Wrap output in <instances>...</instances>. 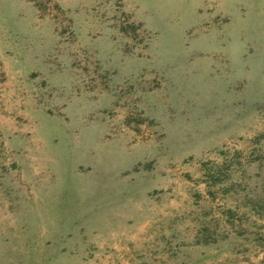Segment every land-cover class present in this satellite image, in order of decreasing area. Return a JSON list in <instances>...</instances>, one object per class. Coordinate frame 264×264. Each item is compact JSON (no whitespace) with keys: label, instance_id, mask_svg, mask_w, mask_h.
I'll return each instance as SVG.
<instances>
[{"label":"rangeland","instance_id":"obj_1","mask_svg":"<svg viewBox=\"0 0 264 264\" xmlns=\"http://www.w3.org/2000/svg\"><path fill=\"white\" fill-rule=\"evenodd\" d=\"M251 206L264 0H0V264H264Z\"/></svg>","mask_w":264,"mask_h":264},{"label":"trees","instance_id":"obj_2","mask_svg":"<svg viewBox=\"0 0 264 264\" xmlns=\"http://www.w3.org/2000/svg\"><path fill=\"white\" fill-rule=\"evenodd\" d=\"M200 165H201V169H200L201 173L199 177L194 180V185L195 187L200 184L203 185L204 190L201 193H206L209 196L213 197L216 195V193H228L229 189L233 187V185H231L232 182L230 184H224V182L228 180L226 176H220L221 174H223L222 171L224 170L225 167L224 165H223V169H220V167L218 169H214V167H207L205 164H200ZM227 167L230 168L231 164ZM194 193H197V196H199L198 191H195ZM235 209L236 207L229 208L226 210V212L223 211L225 223L233 227H236V222L241 221L240 218H237L235 214L236 213ZM250 209L260 214L261 216L264 215L263 209L260 207L251 206ZM199 238H201L202 241L205 242L204 244H207L210 241V236L207 233L206 227H203V229L199 232V236L197 237V242H199L198 241L200 240Z\"/></svg>","mask_w":264,"mask_h":264}]
</instances>
